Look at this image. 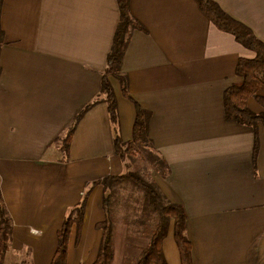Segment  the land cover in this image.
<instances>
[{
	"label": "crops",
	"instance_id": "0c3cea01",
	"mask_svg": "<svg viewBox=\"0 0 264 264\" xmlns=\"http://www.w3.org/2000/svg\"><path fill=\"white\" fill-rule=\"evenodd\" d=\"M214 1L264 42V0ZM130 10L144 31H132L122 74L132 99L152 114L149 136L168 167L165 176L155 170L154 180L166 202L185 210L194 264H264V126L254 168L255 131L227 121L224 108L226 89L242 82L238 61L255 53L193 0H130ZM119 20L117 0H3L0 190L12 234L2 264H51L57 233L86 187L124 174L105 102L78 124L68 155L59 142L100 96ZM110 81L128 142L136 107L120 81ZM248 107L264 112L255 98ZM104 193L99 185L90 194L79 240L72 228L67 264H94ZM129 213L115 230L116 264H135L159 222L140 213L133 222ZM163 251L168 264H181L173 225Z\"/></svg>",
	"mask_w": 264,
	"mask_h": 264
},
{
	"label": "trees",
	"instance_id": "16d2710c",
	"mask_svg": "<svg viewBox=\"0 0 264 264\" xmlns=\"http://www.w3.org/2000/svg\"><path fill=\"white\" fill-rule=\"evenodd\" d=\"M120 9V20L114 35L112 48L107 57V68L102 77V88L100 96L89 103L72 121L63 136L59 139L61 149L66 155L69 154L70 146L78 124L85 114L101 102L108 105L110 120L115 133V152L122 160L129 155L146 153L149 161L162 176L168 173L167 165L160 159L155 151L154 144L149 136L150 121L152 114L144 110L135 102L128 93V80L122 74V62L130 42L132 31L135 29L143 30L144 27L131 15L130 0H117ZM198 3L201 11L210 19L214 26L225 33L231 34L236 41L255 53L253 59L241 58L236 67V75L242 78V82L230 86L224 92V108L226 120L242 126L251 127L255 131L253 145V165L257 167V159L260 147L258 132L259 124L264 126V112L256 114L248 107V101L255 98L264 109V78L260 72L264 70V42L260 40L247 25L234 19L224 11L214 0H193ZM3 0H0V51L3 45L4 33L1 27ZM2 69L0 67V76ZM110 77L120 81L124 96L132 100L136 107V118L133 125L132 139L124 142L120 133L118 102L115 90L111 84ZM156 154V159H150V152ZM131 181L142 191L150 196L151 205L158 214L159 222L150 238L149 245L143 249L140 258L135 264H168L163 251V241L168 235L171 225L174 229V239L177 244L181 264H194L192 242L186 234L187 216L184 208L175 203L165 201V197L156 182L150 183L139 177L137 174L127 171L119 176H108L104 179L90 183L86 187L82 201L76 207L70 209L63 222L62 227L57 233V249L51 264H67L68 243L72 228L77 230L79 240L82 232L84 215L88 199L92 191L99 185L105 189L103 197V207L107 218L97 225L102 231V239L98 256L94 264H113L114 261V231L113 225L109 220L111 210V199L108 192L114 183H124ZM0 233L4 240L2 255L9 249L7 241L12 234V219L10 218L0 190ZM127 263V261L125 262Z\"/></svg>",
	"mask_w": 264,
	"mask_h": 264
},
{
	"label": "rangeland",
	"instance_id": "374dc122",
	"mask_svg": "<svg viewBox=\"0 0 264 264\" xmlns=\"http://www.w3.org/2000/svg\"><path fill=\"white\" fill-rule=\"evenodd\" d=\"M260 76L264 78V70L260 72ZM150 155H151L150 159L152 161H154L157 157L156 154L153 152V150L150 152ZM122 163L124 165V173L127 171H131L147 182L150 183L155 182L154 180V177L156 176L155 168L149 161L148 156L145 152L141 154L129 155L125 160H122ZM115 188L116 189L114 192L111 191L112 202H111V210L109 215V220L113 225L114 237H115L116 228L121 225L120 215L122 212L125 214L126 211H130L128 215L130 216L129 219L125 218L124 216L122 218H125L127 220H132L133 222L135 218L138 217L139 213H140V220L141 218H143V220L146 219L147 222H149L151 225L154 220L156 222L158 221V214L154 211L151 205L150 196L145 191H142L139 188H137V186H135V184L131 181L118 183L115 186ZM105 216L106 219L107 218L106 213ZM137 221L139 220H136L135 222ZM154 230L155 229H153V232ZM3 243L4 240L2 238V234L0 233V264H2L1 262H4L5 259L4 255H2L1 252L2 247L4 245ZM24 254L27 253L24 252ZM114 259H115V249H114ZM113 264H116V261L115 262L113 261Z\"/></svg>",
	"mask_w": 264,
	"mask_h": 264
}]
</instances>
